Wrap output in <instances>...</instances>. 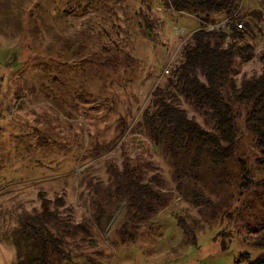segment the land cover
<instances>
[{"label":"rangeland","instance_id":"1","mask_svg":"<svg viewBox=\"0 0 264 264\" xmlns=\"http://www.w3.org/2000/svg\"><path fill=\"white\" fill-rule=\"evenodd\" d=\"M60 1L0 0V13L2 14L3 10L8 14L0 16V74L8 70L3 86L0 87V100L5 102L1 103L0 108L8 117L16 115L12 123L13 138H16L15 135L23 137L29 144L28 149L20 142L21 150L28 153V158L20 159L21 161H17L12 167L0 169V231L3 232L4 227L10 223L8 212L12 209L11 206L17 203L15 200H23L28 206L39 205L38 200L35 203L28 199L35 197L38 185H41L51 195H61L63 198L65 195L62 189L66 190L64 208H73L74 222L84 220L92 231L91 237L83 231H78L71 237L74 259L70 258V262L75 264H252L264 258V247H258L245 238L252 234L248 226L255 229L264 224V187L253 188L243 196L239 195L237 187L240 157L247 160L255 179L264 175L256 160L259 150L242 116L238 118L237 155L224 164L216 166L207 163L206 167L201 168L199 183L204 189L206 202L194 201L192 189L189 187H178L173 160L158 143L146 134L139 133L137 126L130 132L124 150H128L127 154L142 163L148 174L146 176L155 174V186L173 198L150 220L143 222L135 241H119V226L125 218L126 201L114 200L106 206L108 212L102 214L95 208V204L99 207V200L84 191L78 179L84 166L92 163L95 176L102 177L107 182L105 159L109 157L95 162L97 156L88 154L84 158L81 148L66 150L62 143L52 144L43 136L45 130L48 134L58 131L61 135L69 129L68 122L63 123V128L59 127L62 124L53 115L55 112L50 105L58 109L64 118L69 114L63 112L58 104L56 107L54 96L50 97L49 103L45 101L47 96H50L48 91H56L71 113L81 114L77 121L83 122L84 128H87L82 139L85 142L91 140V147H94V141L100 142V147L103 148L101 154L109 152L110 161L121 166L126 155L121 147L117 148L123 138L122 136L116 139L122 130L118 126L119 119L125 115L129 123L128 129L139 122L151 91L168 74L167 69L177 62L182 43L194 30L201 27L203 22L190 12L177 11L167 6L165 0H103L99 4L105 18L99 20L98 28L94 30L100 32L98 43L91 36L98 46H90V52L94 53L89 56L97 59L100 50H106H102L104 45H109L115 50L121 42L124 53H116L119 56L116 65L122 67L118 68L116 76L112 74L98 80L95 95L89 92L88 86L90 82H94L84 78L85 75H76L72 67V62L87 54L88 48H85V52L66 53V58L71 61L66 64L64 72L53 73L57 78L60 77L57 82L53 75L47 74L45 70L37 71L46 78L39 82L43 91L39 88L32 89V81L29 83L20 79L15 82L10 78L12 72H20L27 65L31 71H36L33 64L37 62L33 61L34 52H44L48 56L62 58L63 52L58 48V40H55L54 33L51 32L53 26L59 23L60 28L56 30L66 27L62 33L69 35V39H75L76 31L80 32L82 24L88 20L86 16L65 15ZM254 9L264 10V0H239L235 13L226 14L220 11L214 14L216 22L222 21L226 25L244 19L250 20L252 32L246 36V40L253 43L254 54L249 59L239 57L237 60L235 77L238 82L246 75L260 72L264 67V14L260 19H253L251 16H246L243 20L231 18L233 15H242ZM238 24L240 26L241 23ZM106 31L109 32L108 35ZM123 37H127L129 43L123 42ZM52 44L54 48H51ZM127 52L141 60L135 69L131 67V70H128L125 66L128 62L122 60ZM29 56L32 59L27 62L26 58ZM102 56V60H109L105 53ZM38 73L32 74L38 76ZM19 88L24 95L14 98L13 94ZM127 92L131 93V100ZM37 98H43L44 101L40 102ZM76 99L84 102L79 108L76 107ZM93 104L96 106L91 108ZM185 105L190 115L196 116L202 124L211 127L202 114L192 106ZM84 109L86 115L81 113ZM80 122H76L71 128L83 127ZM2 131L3 129L0 130ZM40 136L44 137V142L38 143ZM107 149L109 151L103 153ZM17 151L18 148L13 147L15 155ZM33 187L36 188L32 189ZM14 189L22 191L11 193ZM54 191L58 192L53 194ZM214 210L216 214H213ZM228 210H237L235 220L230 225L225 218ZM180 215H184L189 223L196 226L197 244L185 239L178 223ZM85 216H90V220ZM225 227H230L234 234L229 245L223 248L220 236L217 239L214 237ZM245 252H248L249 256L237 262L236 258ZM16 258L17 249L12 238L0 233V264H14Z\"/></svg>","mask_w":264,"mask_h":264},{"label":"trees","instance_id":"2","mask_svg":"<svg viewBox=\"0 0 264 264\" xmlns=\"http://www.w3.org/2000/svg\"><path fill=\"white\" fill-rule=\"evenodd\" d=\"M84 1L65 0L64 3L63 0L60 1V5L63 4L62 8L66 12L62 11L65 15L86 16L88 19L82 24L80 32L76 31L75 39H69V35L62 33L66 27L63 29L61 27L60 31L56 30L60 28L59 23L51 28L55 40H58L59 47H57L61 48V52H63V56L58 52L62 58L48 56L44 52H34L33 61L37 62H33V64L36 66V71H31L27 65L20 72H12L10 74L12 80L16 82L24 79V82L28 81L29 83L32 81V89L39 88L43 91L39 82L46 78L43 74L39 75L37 71L45 70L47 74L51 75L64 72L66 64L71 61L66 58V53L70 51L73 53L85 52V48H88L87 54L78 61L72 62V67H74L76 75H85L84 78L94 82V84L90 82L89 92L95 95V85H98V80L107 78L112 74L113 76L117 75L118 68L122 66L116 65L119 58L116 53H124L121 42L115 50L109 45H104L102 50H106L103 52L100 50L97 59L89 56L94 53L90 52L92 51L90 46H98L95 41H97L100 32L99 30L94 32V30L98 28L99 20L105 18V13L99 4L103 0ZM165 1L167 6L177 11L190 12L196 15L203 22V25L194 30L182 43L178 51L177 62L151 91L139 122L128 129L129 123L126 121L125 115L119 119L118 126L122 130L116 139L122 136L123 138L117 148L121 147L120 149L126 155L122 159L121 166L110 161L109 149L103 151V153H108L101 154L103 148L100 147V142L94 141L92 145L94 147H91V140L85 142L82 139L87 128H84L83 122L77 121L81 114L71 113L72 111L62 103V98L56 91H48L50 96H47L48 98L45 100L49 103L50 97L54 96L57 101L56 107L59 105L63 112L69 114L68 117L64 118L58 109L50 105L55 112L53 115L62 124L59 127L63 128V123L68 122L69 129H66V132L61 135L58 131L48 134V131L45 130L46 136L43 135L44 137H47L52 144L62 143L66 150L81 148L82 157L85 158L88 154H91L92 157L97 156L98 159L95 162L101 158L109 157L105 159L108 174L107 182L104 178L95 176L92 171V163L84 166L78 179L81 181V187L83 185L82 189L87 191L92 198L99 200V207L95 204V208L102 214L108 212L106 206L114 200L126 201L124 205L125 218L120 223V236H118L119 241L124 243L135 241L143 222L150 220L173 198L155 186L157 178L155 174L146 176L147 172L142 163L132 155L127 154L128 150H124L126 140L136 126L139 133L146 134L169 154L175 165L178 187L192 189L191 195L194 201H207L203 194L204 189L199 183L202 166L206 167L207 163L218 166L237 155L238 118L241 116L244 117L246 128L253 135L254 144L259 150L256 160L264 172V67L260 72L244 76L240 82L235 77L239 57L249 59L254 54L253 43L246 40V36L252 32L250 20L245 21L244 19L241 22L235 21L225 26L213 28L205 26L206 23L216 22L214 14L217 12L235 13L239 0ZM1 11L0 16H8L3 10ZM263 14V9H254L242 15H233L231 18L232 20H243L244 17L251 16L253 19H260ZM238 23L241 25L239 26ZM243 25L245 26L243 27ZM106 34L108 35L109 32L106 31ZM122 41L127 44V37H123ZM53 45L51 48H54ZM103 53L109 58L108 61L102 60ZM26 59L29 62L32 57L29 56ZM122 60L128 62V64L124 63L128 70H131V67L135 69L141 61L130 52H127ZM14 66L17 67V64ZM140 69L142 70V68ZM7 72L8 70L0 74L2 81L0 87L3 86ZM32 73H38V76ZM54 75L55 81H59L60 77L57 78ZM22 92L20 88L17 89L13 94L14 98L24 95ZM130 94L127 92L129 100H131ZM37 99L40 102L44 101L43 98ZM75 101L77 108L84 103L77 99ZM1 103L5 104L3 100H0V106H2ZM185 104L192 106L194 110L202 114L211 127L205 126L196 116L190 115ZM94 106L96 105L93 104L90 107ZM81 113L86 115L85 109ZM15 117L16 115L13 117L6 116L0 108V130L3 129L0 132V169L12 167L17 161L28 158V153L21 150V143L29 149L27 139L24 140L23 137L16 135V138H13L12 123ZM76 122H80L83 127H78L80 129L76 126L74 129L71 128ZM43 136L37 139L38 143L43 140ZM84 143L86 145L89 143V145L85 146ZM13 147L18 148L16 155L13 153ZM239 175L237 187L241 196L253 188L264 187V175L255 179L247 160L242 157L239 158ZM38 186L35 197L28 200L35 203L38 200L39 205L28 206L22 202L23 200H15L14 202L17 203L12 205V209L8 212L10 223L4 227L3 232L0 231L1 234H6L8 238H12L17 249V258L14 264H75V262H70V258L74 256L71 237L78 231H83L91 237L92 231L87 223L83 222L84 220L74 222L73 208H64L67 198L66 190L62 189L65 195L63 198L61 195H51L45 187ZM19 190L22 191V189H14L11 193ZM57 192L54 191L53 194ZM236 213L237 210H228L225 214L229 225L235 220ZM213 214H216L215 210ZM85 218L90 220V216H85ZM178 223L183 230L185 239L192 244H197L196 226L189 223L184 215L178 216ZM11 224L13 225L11 226ZM248 228L252 234L245 236V238L258 247H264V224L255 229H251L250 226ZM233 234L234 231L230 227H225V229L218 231L214 238L217 239L220 236L222 247L226 248L232 240ZM247 256H249L248 252L242 253L240 257L236 258V261L239 262ZM252 264H264V258H260Z\"/></svg>","mask_w":264,"mask_h":264},{"label":"built area","instance_id":"3","mask_svg":"<svg viewBox=\"0 0 264 264\" xmlns=\"http://www.w3.org/2000/svg\"><path fill=\"white\" fill-rule=\"evenodd\" d=\"M225 25H226L225 22L219 21V22H209V23H206L205 26L207 28H213V27H216V26H225ZM167 71H169V68L167 69Z\"/></svg>","mask_w":264,"mask_h":264}]
</instances>
